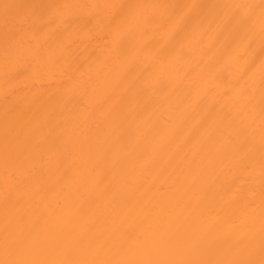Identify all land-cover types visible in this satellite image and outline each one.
Returning <instances> with one entry per match:
<instances>
[{
  "label": "bare ground",
  "instance_id": "obj_1",
  "mask_svg": "<svg viewBox=\"0 0 264 264\" xmlns=\"http://www.w3.org/2000/svg\"><path fill=\"white\" fill-rule=\"evenodd\" d=\"M114 3L160 7L119 36L111 10L43 7ZM260 5L0 0V260L259 262Z\"/></svg>",
  "mask_w": 264,
  "mask_h": 264
},
{
  "label": "snow or ice",
  "instance_id": "obj_2",
  "mask_svg": "<svg viewBox=\"0 0 264 264\" xmlns=\"http://www.w3.org/2000/svg\"><path fill=\"white\" fill-rule=\"evenodd\" d=\"M18 6L4 4V17L5 22H8V18L12 13V10ZM44 8L55 7L57 10L64 9H92L93 14L100 16L104 10H111V15L108 17L109 24L114 25L116 28V36H119L122 29L131 30L132 28L146 27L153 22V17L143 15L139 12V9L148 7H160L156 5H131V4H63V5H45ZM226 7L234 9H249L251 10L253 5H229ZM261 23H262V36H264V0H261ZM248 19H251L249 13ZM8 47H6V61L8 57L17 54V43L15 41H6ZM31 56L35 59H39L40 51L37 47L31 51ZM262 86H264V75H262ZM33 241L31 239L14 240L10 241L5 239V252L8 254L12 250L23 251L33 247ZM261 259L259 262L248 260H227V261H203V260H145V261H110V260H78V259H12L6 258L0 260V264H264V217H262V232H261Z\"/></svg>",
  "mask_w": 264,
  "mask_h": 264
}]
</instances>
